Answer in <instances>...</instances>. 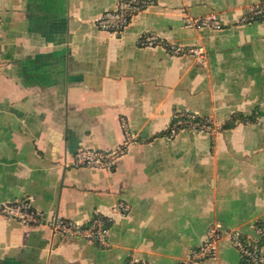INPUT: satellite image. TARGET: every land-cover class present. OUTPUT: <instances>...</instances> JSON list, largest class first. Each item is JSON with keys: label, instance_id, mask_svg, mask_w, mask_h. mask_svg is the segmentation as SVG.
I'll return each mask as SVG.
<instances>
[{"label": "crops", "instance_id": "1", "mask_svg": "<svg viewBox=\"0 0 264 264\" xmlns=\"http://www.w3.org/2000/svg\"><path fill=\"white\" fill-rule=\"evenodd\" d=\"M263 1L146 0L114 32L96 21L118 0H0V264H243L229 232L264 225V19H241ZM211 14L221 29L186 24ZM147 34L160 43L142 46ZM182 111L212 128L169 137ZM123 121L132 141L112 168L75 163L122 144ZM23 198L46 220L105 217L108 245L1 212ZM212 227L216 258L191 259Z\"/></svg>", "mask_w": 264, "mask_h": 264}, {"label": "built area", "instance_id": "2", "mask_svg": "<svg viewBox=\"0 0 264 264\" xmlns=\"http://www.w3.org/2000/svg\"><path fill=\"white\" fill-rule=\"evenodd\" d=\"M146 0H118L115 8L106 10L96 21V25L100 29L107 31L121 32L132 21V19L145 7ZM264 19V1L256 5H252L242 17V22H253L258 19ZM186 24L190 26H205L213 29H221L222 21L215 15H207L200 18H187ZM139 43L142 46H154L160 41L153 34L143 35ZM168 50L174 54H190L199 59L200 62L205 60V49L202 46H182L167 45ZM199 115L189 111L176 112L173 115V121L169 128V137L174 135L181 129L193 128L197 130L210 129L204 123L197 120ZM126 129L127 139L120 145L111 149H93L82 148L75 155V163L82 166L93 168H112L123 154L128 150V146L132 141V135L128 130L127 124L123 121ZM119 208L126 212L129 206L126 203H120ZM1 212L12 219L31 225L40 222H47L54 230L73 237L84 238L99 246L106 247L108 245L107 231L105 221L102 218H95L85 225L78 224L69 219L55 218L46 220L43 214L34 208L29 198H23L3 204ZM255 240H259L264 235V228L257 227L254 229ZM239 232L230 231L229 237L233 245L239 250L240 256H244L247 264H259L264 261L262 250L259 249L257 241L251 242L245 246L238 236ZM220 238L219 231L212 227L206 239L197 247L191 250V259L204 260L213 259L217 256L218 240ZM126 264H150L135 259H130Z\"/></svg>", "mask_w": 264, "mask_h": 264}, {"label": "trees", "instance_id": "3", "mask_svg": "<svg viewBox=\"0 0 264 264\" xmlns=\"http://www.w3.org/2000/svg\"><path fill=\"white\" fill-rule=\"evenodd\" d=\"M258 114H259L258 110H256L255 112H253L252 115H243V114H240V113H233L231 115V117L223 124L222 128L223 129L232 128L238 122H246V121L256 122L257 121V118L259 116ZM196 121L208 125L210 127V129L212 128V121L208 117H201V116H199ZM182 128L183 127H181V129ZM95 218H102L105 221V227L107 229H109V227H110V221L108 219H106L105 217L100 216L98 214L95 215L93 219H95ZM257 227H263L264 228V225L262 223H260V222H257V223L254 224V227L253 228L255 229ZM238 236H239V238L241 239V241L243 242V244L245 246H248L251 242L257 241L258 246H259V249L262 250V246L264 244V235L261 236V238L259 240H255V238L252 235H250V234L247 235V234H244V233H241V232H239ZM241 261H242L243 264H247V260H246V258L243 255L241 256ZM259 264H264V261L261 262V263H259Z\"/></svg>", "mask_w": 264, "mask_h": 264}]
</instances>
